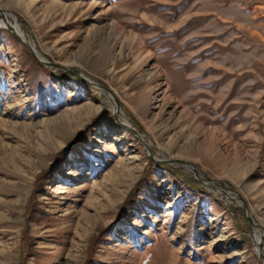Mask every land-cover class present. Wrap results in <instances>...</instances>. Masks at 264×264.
<instances>
[{
	"label": "rangeland",
	"instance_id": "1",
	"mask_svg": "<svg viewBox=\"0 0 264 264\" xmlns=\"http://www.w3.org/2000/svg\"><path fill=\"white\" fill-rule=\"evenodd\" d=\"M0 19V264H264V0Z\"/></svg>",
	"mask_w": 264,
	"mask_h": 264
},
{
	"label": "bare ground",
	"instance_id": "2",
	"mask_svg": "<svg viewBox=\"0 0 264 264\" xmlns=\"http://www.w3.org/2000/svg\"><path fill=\"white\" fill-rule=\"evenodd\" d=\"M9 24H11L14 34L17 33L16 35H17V36L19 35L18 37L21 38V40H22L24 43L27 42V43H29V44L31 45V43L29 42V40L25 37V35H24L22 32H19V31H18V29L16 28L15 25H13L12 23H10L9 20L0 19V25H1V26H6V25H9ZM35 51H36V53L39 55L40 58H44V56H43L38 50L35 49ZM107 94H108L109 98H111L110 100H112V101L115 103V96H114L111 92H108ZM115 107H116V105H115ZM115 107H114V109H115ZM125 123H126L128 126H131V124H128L127 122H125ZM138 137H139L142 141H144V143H146V144L152 146V143H151V142H149V143L147 142V138H146L145 135L140 134ZM145 139H146V140H145ZM187 168L193 170L194 167H192V166H187ZM198 172H199L200 174H202V171H201L200 169H198ZM232 195L236 196L235 193H232ZM236 197H237V196H236ZM259 231H261V232L264 234V232H263L262 228L260 227V225L258 226V229L256 230L255 235H256ZM262 250H263V249H262Z\"/></svg>",
	"mask_w": 264,
	"mask_h": 264
},
{
	"label": "water",
	"instance_id": "3",
	"mask_svg": "<svg viewBox=\"0 0 264 264\" xmlns=\"http://www.w3.org/2000/svg\"><path fill=\"white\" fill-rule=\"evenodd\" d=\"M10 29H12V26H11V24H9V25H7ZM13 30V29H12ZM17 34V33H16ZM19 36V35H18ZM25 44L30 48V50L33 52V54L35 55V56H37L38 58H39V60H41L42 62H47L44 58H40L39 57V55L36 53V51H35V49L33 48V46L32 45H30L29 43H27V42H25ZM115 105H116V107H115V109H114V113L116 114V116H117V119L118 120H120V116H119V113H118V111L120 110V104H119V102L117 101V99H116V97H115ZM124 126H127V127H129L134 133H136V135L137 136H139L140 134H142L140 131H138L135 127H133L132 125L131 126H128L125 122H121ZM144 142V141H143ZM144 144H146V143H144ZM147 145V144H146ZM148 146V145H147ZM192 167H194L193 168V170H195L196 171V173L197 174H199V172H198V168L196 167V166H194L193 164H190ZM239 200H240V198H239V196L237 197ZM246 207V206H245Z\"/></svg>",
	"mask_w": 264,
	"mask_h": 264
}]
</instances>
